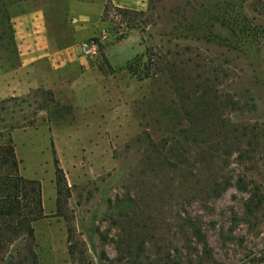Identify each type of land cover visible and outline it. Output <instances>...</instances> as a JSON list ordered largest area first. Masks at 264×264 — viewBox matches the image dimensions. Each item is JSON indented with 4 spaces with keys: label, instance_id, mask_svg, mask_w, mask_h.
Wrapping results in <instances>:
<instances>
[{
    "label": "rangeland",
    "instance_id": "374dc122",
    "mask_svg": "<svg viewBox=\"0 0 264 264\" xmlns=\"http://www.w3.org/2000/svg\"><path fill=\"white\" fill-rule=\"evenodd\" d=\"M72 1L0 0L2 88L19 66L12 18L43 11L64 48L76 42ZM249 3L147 0L141 16L109 5L78 42L98 46L95 60L42 61L37 89L2 95L0 145L40 187L37 264H71L70 232L82 264H264V18ZM94 119L101 139L52 138Z\"/></svg>",
    "mask_w": 264,
    "mask_h": 264
},
{
    "label": "crops",
    "instance_id": "0c3cea01",
    "mask_svg": "<svg viewBox=\"0 0 264 264\" xmlns=\"http://www.w3.org/2000/svg\"><path fill=\"white\" fill-rule=\"evenodd\" d=\"M106 1L78 0L71 2L70 14L74 17V24H76V42L74 45L60 49L55 46L54 40L48 34L43 11L35 10L12 18V32L19 54V66L13 74L2 77L3 79L7 78L8 83L3 85L4 89L0 86V98L2 95L21 96L37 89L38 75L36 66L42 61L46 62L51 70H59L72 63L83 65L85 60L80 54V44L78 42L93 25L100 28L98 22L94 19L101 15ZM109 1L115 8L134 12H144L147 6V0ZM131 38H137L140 41L138 34H133L122 41H128ZM122 41L119 43H122ZM139 47H141V52H138L133 58L142 55L144 52L142 45L139 44ZM108 48H106V51ZM98 132L99 126L94 119L81 125H73L57 130L52 133V138L101 139Z\"/></svg>",
    "mask_w": 264,
    "mask_h": 264
},
{
    "label": "trees",
    "instance_id": "16d2710c",
    "mask_svg": "<svg viewBox=\"0 0 264 264\" xmlns=\"http://www.w3.org/2000/svg\"><path fill=\"white\" fill-rule=\"evenodd\" d=\"M249 1L251 12L264 18V0ZM109 5L114 11L123 15H143L141 12L115 8L109 0L106 1L104 9L108 8ZM256 29V35H261L264 41V29ZM123 39L125 37H120L117 40ZM58 194H60V190H58ZM251 207H253V199L249 200L246 205L248 213L251 212ZM41 212L39 184L36 181L23 179L18 175L17 161L10 142L0 145V262L4 260V256L8 254L9 248L15 242L23 240L25 244L24 254L17 253L16 260L10 257L7 264H37L32 250V243L34 242L32 224L41 218ZM187 227L195 242L201 247L200 259H211L206 236L200 227L192 220H188ZM68 241V254L71 264L84 263L83 252H77L79 243L75 241L72 232L69 233Z\"/></svg>",
    "mask_w": 264,
    "mask_h": 264
},
{
    "label": "built area",
    "instance_id": "2783aa9c",
    "mask_svg": "<svg viewBox=\"0 0 264 264\" xmlns=\"http://www.w3.org/2000/svg\"><path fill=\"white\" fill-rule=\"evenodd\" d=\"M79 51L83 58L89 60H95L98 56V46L94 43H90L88 45H81L79 47Z\"/></svg>",
    "mask_w": 264,
    "mask_h": 264
}]
</instances>
